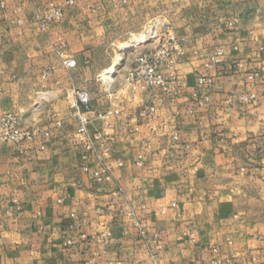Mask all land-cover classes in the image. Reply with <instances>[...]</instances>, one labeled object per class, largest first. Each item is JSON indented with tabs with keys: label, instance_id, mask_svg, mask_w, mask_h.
Returning <instances> with one entry per match:
<instances>
[{
	"label": "crops",
	"instance_id": "1",
	"mask_svg": "<svg viewBox=\"0 0 264 264\" xmlns=\"http://www.w3.org/2000/svg\"><path fill=\"white\" fill-rule=\"evenodd\" d=\"M170 39L183 51L162 67L175 97L132 88L135 57ZM219 47L222 63L205 68ZM79 112L107 182L81 170L95 151ZM4 113L32 137L0 142V264H264V0H0Z\"/></svg>",
	"mask_w": 264,
	"mask_h": 264
},
{
	"label": "built area",
	"instance_id": "2",
	"mask_svg": "<svg viewBox=\"0 0 264 264\" xmlns=\"http://www.w3.org/2000/svg\"><path fill=\"white\" fill-rule=\"evenodd\" d=\"M72 0H69L71 3ZM61 17V10L58 7L50 9L45 15L46 23L52 22ZM234 50L237 49L236 46L233 47ZM183 55L182 48L177 44L174 39H170L163 42L156 49L149 51L145 54H140L135 57L132 69L128 72L126 81L132 85V88L137 89L141 92H151L154 90L159 91L162 94L168 95L173 99L176 95V83L177 79L175 75H166L162 71V67H170L173 62ZM225 55V50L221 47L216 48L214 53L205 62V68H213L222 63L223 57ZM62 65L66 68H73L75 66V61L72 58H62ZM211 78L207 76H199L196 79L197 84L203 85L209 83ZM75 97L78 105L87 106L90 101V94L86 90L75 91ZM196 96V94H195ZM239 99L247 102L251 96L244 94L238 95ZM233 98V95L229 96V100ZM208 100L207 95L202 96L198 103L202 104ZM155 111V106L153 102L146 106L143 113L145 115H151ZM104 114L103 116H105ZM79 120V126L77 128V134L80 137L81 144L87 150L95 151L94 145L88 135V123L89 119L83 116L82 112L77 114ZM32 134L28 130H24L20 127L19 118L15 113H4L0 115V142L11 141L16 144L23 143L29 140ZM95 165L90 166L89 164H83L81 170L88 173L93 180L98 183L107 182L111 179V166L103 162L102 157L95 151ZM121 166L122 163L118 162ZM130 216L132 212L128 213ZM132 226L136 229L137 233L145 238L147 235L146 226L144 223L133 218ZM156 241V249L161 248V244L158 242L159 234H153ZM80 239H84L85 235L80 234ZM95 242L98 248H103L109 244L111 239V232H98L95 236ZM75 238H68L66 240V245L70 246L75 244ZM217 261L216 264H220ZM84 264H95L93 258H90L84 262Z\"/></svg>",
	"mask_w": 264,
	"mask_h": 264
},
{
	"label": "rangeland",
	"instance_id": "3",
	"mask_svg": "<svg viewBox=\"0 0 264 264\" xmlns=\"http://www.w3.org/2000/svg\"><path fill=\"white\" fill-rule=\"evenodd\" d=\"M156 30L152 27V28H150V29H148V31H147V33H146V36H147V38H151V37H155V35H156ZM141 38V39H140ZM139 39V41L140 40H144L145 39V35H143V36H141V37H138L137 38V40ZM132 41H133V39H132ZM134 42V41H133ZM135 42H138V41H135ZM137 48H139V44L137 43L135 46H131V47H129V49H127V50H123L122 52L125 54H129V53H133L134 51H135V49H137ZM120 58L121 57H119L118 58V61L116 62V64L119 62V60H120ZM112 70V69H111Z\"/></svg>",
	"mask_w": 264,
	"mask_h": 264
},
{
	"label": "bare ground",
	"instance_id": "4",
	"mask_svg": "<svg viewBox=\"0 0 264 264\" xmlns=\"http://www.w3.org/2000/svg\"><path fill=\"white\" fill-rule=\"evenodd\" d=\"M139 40V39H138ZM133 41H137V39H133Z\"/></svg>",
	"mask_w": 264,
	"mask_h": 264
}]
</instances>
